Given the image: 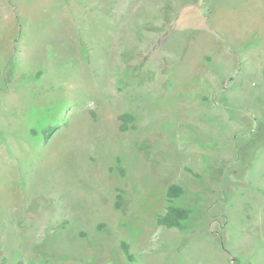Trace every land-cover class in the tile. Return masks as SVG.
Listing matches in <instances>:
<instances>
[{
	"label": "rangeland",
	"instance_id": "rangeland-1",
	"mask_svg": "<svg viewBox=\"0 0 264 264\" xmlns=\"http://www.w3.org/2000/svg\"><path fill=\"white\" fill-rule=\"evenodd\" d=\"M0 264H264V0H0Z\"/></svg>",
	"mask_w": 264,
	"mask_h": 264
},
{
	"label": "trees",
	"instance_id": "trees-1",
	"mask_svg": "<svg viewBox=\"0 0 264 264\" xmlns=\"http://www.w3.org/2000/svg\"><path fill=\"white\" fill-rule=\"evenodd\" d=\"M120 121L123 124L122 129H125L129 123H132L134 121V117L131 114L125 113L120 116ZM54 131H55L54 128H49V130L46 131L47 136L50 137ZM182 193H183V188L178 185L173 184L168 187L166 191L167 205L165 207L164 213L157 217L156 219L157 225L165 227L167 229H173V228L179 230L184 229L185 223L189 220L191 215L190 210L183 207H177L171 205L175 199H178L182 195ZM121 248L127 259L132 260V257L129 253L128 245L122 243Z\"/></svg>",
	"mask_w": 264,
	"mask_h": 264
}]
</instances>
